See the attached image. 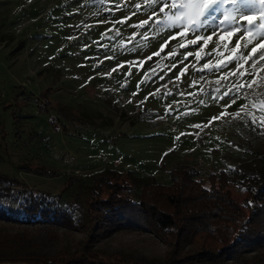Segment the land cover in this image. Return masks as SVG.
Returning <instances> with one entry per match:
<instances>
[{
	"label": "rangeland",
	"instance_id": "obj_1",
	"mask_svg": "<svg viewBox=\"0 0 264 264\" xmlns=\"http://www.w3.org/2000/svg\"><path fill=\"white\" fill-rule=\"evenodd\" d=\"M161 7L153 0H0V174L34 193L66 190L84 202L100 172L123 173L113 180L122 186L169 183L175 167L204 177L250 156L238 146L264 154V40L257 34L249 42L240 21L260 6L235 0L199 26L177 20L170 4ZM248 122L261 131L250 132ZM101 190L106 196L104 183ZM108 242L115 252L166 251L147 232Z\"/></svg>",
	"mask_w": 264,
	"mask_h": 264
},
{
	"label": "trees",
	"instance_id": "obj_2",
	"mask_svg": "<svg viewBox=\"0 0 264 264\" xmlns=\"http://www.w3.org/2000/svg\"><path fill=\"white\" fill-rule=\"evenodd\" d=\"M246 128L261 131L251 122ZM238 147L250 156L204 177L178 166L169 183L152 178L122 186L113 180L123 173L93 174L84 202L66 190L34 193L0 174V263L264 264V154ZM133 231L153 234L164 254L109 248L113 234Z\"/></svg>",
	"mask_w": 264,
	"mask_h": 264
},
{
	"label": "snow or ice",
	"instance_id": "obj_3",
	"mask_svg": "<svg viewBox=\"0 0 264 264\" xmlns=\"http://www.w3.org/2000/svg\"><path fill=\"white\" fill-rule=\"evenodd\" d=\"M153 2H162L164 7H161L160 11L164 12L165 8L171 5L173 10V15L177 20L188 18L193 21L195 26L197 25V21L199 18L208 16L213 17L215 13L219 10L217 6H223L226 3H235V0H153ZM255 3L258 4L259 13H250V14H242L240 16V21L242 23L246 22L248 28L245 29L246 35L249 37V42H251V38L254 35L259 34L264 40V0H255ZM258 15V19H257ZM235 19V17H231L229 15H225V20ZM255 29V31H253ZM240 29L234 28L232 31L228 32V35H233L236 31ZM186 34V33H184ZM221 40L224 41L225 37L222 35ZM210 39V37L208 38ZM197 41H192V43H196ZM240 47L239 41L237 42L236 48L233 49V52H236ZM256 52V48L252 49V53ZM251 58V57H249ZM261 59H264V54L261 55ZM230 59H235V56H232ZM208 67V65H205ZM259 105L262 110H264V99L259 101ZM223 115V114H222ZM264 123V120H262Z\"/></svg>",
	"mask_w": 264,
	"mask_h": 264
},
{
	"label": "water",
	"instance_id": "obj_4",
	"mask_svg": "<svg viewBox=\"0 0 264 264\" xmlns=\"http://www.w3.org/2000/svg\"><path fill=\"white\" fill-rule=\"evenodd\" d=\"M0 264H26V263L18 262V263H0Z\"/></svg>",
	"mask_w": 264,
	"mask_h": 264
}]
</instances>
